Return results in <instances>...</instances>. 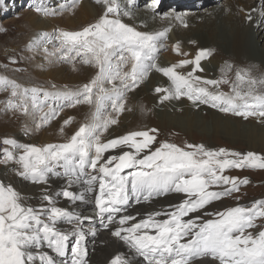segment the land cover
I'll list each match as a JSON object with an SVG mask.
<instances>
[{
  "label": "snow or ice",
  "instance_id": "1",
  "mask_svg": "<svg viewBox=\"0 0 264 264\" xmlns=\"http://www.w3.org/2000/svg\"><path fill=\"white\" fill-rule=\"evenodd\" d=\"M95 2L104 6L98 20L79 31L57 30L58 34L53 37L59 41L57 51L63 60L71 62L80 57L83 64L97 69L96 75L76 92L59 94L70 101L69 107L81 103L93 106L95 111L91 119L81 124L64 143L38 147L4 138L3 144L15 151L5 147L3 163L15 161L20 166L17 174L38 184H46L49 174L61 175L55 172L58 166L63 168L62 174L68 178L69 187L87 176L82 181L87 185V192H93L98 184L95 205L102 220L107 214L105 228L115 221L114 214L122 212L123 206L128 204L129 186L137 202L141 196L148 201L153 196L169 192L185 195L181 203L173 206V211L151 213L147 219L129 227L123 225L135 217L120 216L119 226L111 234L127 244L134 255L128 258L117 254L109 264H133L136 257L141 258L143 264H264V224L257 223L264 220V200H255L250 206L237 204L215 213L204 212V215L213 216L212 219L189 216L205 209L213 201L238 192L240 184L249 183L247 178L240 180L223 175L226 169H264V156L254 152L230 153L223 148L212 151L202 144H187L181 148L166 141L152 150L156 136L150 133H156V129L132 131L102 141L103 133L118 123V119L111 114L104 116L102 109L105 102L111 103L118 116L126 110L127 93L136 89L153 70L162 73L171 82L168 88H155V92L164 93L160 97L161 102L187 97L194 105L210 104L222 112L245 119L256 117L262 122L264 92L259 91L257 86H264V78L257 80L251 75V69H240L231 84V94L221 92L220 85L230 83L226 76L217 80L195 75L204 71L201 61L214 51L204 48L199 49L193 59H182L162 67L157 63L158 52L165 47L162 41L167 39L169 29L155 33L138 31L120 19L121 15L130 16L131 12L122 9L117 0ZM135 2L128 0V6ZM78 3L79 0H72L71 7L75 8ZM36 11L45 16L55 14L40 6L36 7ZM261 16L264 17V11ZM176 19L182 20L180 16ZM248 19H252L251 15ZM184 26L187 27V24ZM47 36L48 33H42L32 43ZM180 49L179 43L173 45L178 55H188ZM188 65H193L191 71H178ZM231 67L226 64V71H230ZM243 85H247V90L242 88ZM9 87L12 97H23L28 91L24 89L20 92V85L0 78V89L6 91ZM36 91L32 89L33 93ZM7 107L28 112L27 105L22 101L13 103L9 99ZM58 114L56 111L43 114L41 123L47 124ZM71 119L65 120L64 124H69ZM40 126L38 124L37 128ZM125 146L130 150L124 151ZM117 148L121 149V154L105 158L104 153ZM229 156L235 158L229 159ZM86 168L97 174L86 173ZM125 169L136 170L122 175ZM228 185L230 187H225ZM57 195L73 201L84 199L82 194L77 196L67 189ZM42 198L51 207L35 209L26 206L22 202L23 197L11 185L0 182V264H57L47 252L35 251L44 243L56 256L66 255L70 234L58 229L56 224L62 219L72 223L73 216L67 210L56 207L51 195L45 193ZM161 215L168 218L155 219ZM75 220L79 225V217ZM92 234L95 235L94 232ZM71 235L76 237L71 246V264H87L84 231L77 226Z\"/></svg>",
  "mask_w": 264,
  "mask_h": 264
},
{
  "label": "bare ground",
  "instance_id": "2",
  "mask_svg": "<svg viewBox=\"0 0 264 264\" xmlns=\"http://www.w3.org/2000/svg\"><path fill=\"white\" fill-rule=\"evenodd\" d=\"M140 2L141 0H136L130 7L127 3L123 6L120 4L122 9L131 12V15L127 16L125 20H123V15H121L123 17L120 19L142 32L155 33L169 29L167 39L162 41L165 45L164 48H167L168 51L162 55L158 54L157 63L160 66L167 67L178 63L182 59H193L198 50L202 48L213 49L212 55L201 61V67L204 71H198L195 75L204 79L217 80L222 76H226L230 83L224 84L225 86L235 82L234 74L240 69H251V75L257 80L264 78V58L254 57L251 52V55L248 52L250 42L258 56L259 54L264 55V17L261 16L264 8L257 12L261 4L264 5V0H230L225 5L211 6L204 11L193 13L184 12L179 5H175L168 9L164 15L152 10V7H161V1L157 3V0H150L147 3L148 8L139 10ZM71 4L72 2L69 4L57 3L56 7L61 6L62 8L58 10L48 9L49 12H55L54 15L29 14L18 27L19 36L14 39L10 38L11 41L3 43V46L0 47V52L3 53L1 60L16 62L20 58L24 64L25 71H21L22 73L18 75V79L15 82H19L21 87L28 90V96L31 99H37L39 91L42 96L50 100H53L55 96L64 98L59 94L76 92L96 75L97 69L83 64L80 57H75L71 62L63 60L61 53L57 51L59 41L53 37L58 34L57 30L79 31L83 27L94 23L104 12V7L101 5L92 7L90 0H79L75 8H72ZM231 13H235L237 16H231ZM249 13H252L249 28L246 31H242L243 15L247 16ZM177 16H180L182 20L176 19ZM218 20L221 22L220 26H217ZM231 20L236 22L237 26L236 28L228 29L227 26L231 23ZM185 24H187V27L184 26ZM218 32H220L221 37H219ZM42 33H48L49 36L41 37L37 43L33 44L34 38ZM176 43L180 44L181 52L188 55H178L173 50V45ZM30 44L32 45L31 47L29 46ZM243 48H246L244 50L249 56L248 59L246 55H243ZM18 55H20L19 58ZM226 64L232 66L230 71H226ZM192 67L193 65H188L178 69V71L187 73L191 71ZM216 75L217 78L215 77ZM170 85L171 82L167 77L153 70L148 78L136 89L127 93L126 101L129 104L125 105L126 110L118 116L117 114L113 116L118 119V123L110 126L108 131L103 133L102 141L117 138L132 131L147 130L150 127H155L163 133L166 131L174 132L170 128L162 126V123L166 122L167 124H174L182 131L188 132L187 134H189L191 129L199 130L200 134L204 136L210 133H221L231 139L233 138V141L235 139L233 135L245 132L244 145L248 152H252V150L258 151L263 147L264 122L260 119L251 116L245 119L230 112H222L210 104L197 103L194 105L187 97H181L180 99L171 98L161 102L160 97L164 93L155 92V88H168ZM105 87L110 88L111 85H105ZM260 87L261 90L262 88L264 89V86L259 85ZM32 89L37 91L33 93ZM219 91L224 92L221 88H219ZM45 93L48 95H45ZM108 102H105V107L102 109L105 117L114 112ZM58 107L59 105L57 104H51L49 108L44 110L45 113L58 112ZM94 111V107L87 104L74 116L69 124H64V121L68 120L67 117L69 115L62 116L58 114L54 119L49 120L50 126L48 128L43 126L37 128L39 120L34 112H30L28 115H20L18 117V125H7L5 123L6 120L0 119V140L3 141L4 138H9L14 139L18 144H31L38 147L47 144L64 143L70 139L81 124L91 119V114ZM155 112L159 113L158 118H155ZM243 120L245 121L243 122ZM66 125L68 128L61 131L62 126ZM123 150L129 151L130 149L125 146ZM119 154H121V149L117 148L104 153V156L106 158ZM18 166L15 161H11L8 164L0 163V182L5 185H11L23 197L22 202L26 206L35 209H41L45 206L51 207L42 198L47 193L53 197L56 207L67 210L73 216L72 223L62 219L56 224L58 229L70 234L68 251L64 257L56 256L47 247L46 243L42 244L40 249L35 250L47 252L53 256L57 264H71V246L76 240V237L71 235V233L77 226L85 234L83 246L87 250V264H109L110 259L117 254L128 258L133 257L134 254L128 245L111 234L119 226L120 216L131 215L135 217L134 220L123 225V227H129L147 219L151 213L173 211V206L178 205L185 198L182 193L169 192L164 195L153 196L148 201H145L143 196H141L139 202H137L135 196L131 195L129 186L130 198L128 204L123 206L122 212L114 214L115 221L109 224L108 228H105L104 223H107V214H104V219L102 220L99 209L95 205V197L99 194L98 184L93 192H87L85 190L87 185L82 182L87 176L81 177L80 182L73 183L70 187L68 178L63 174H49L46 184H38L19 176L17 174ZM61 169L63 173L64 170L63 168ZM135 170L125 169L122 175H128ZM55 172L59 173L58 169H55ZM89 174L94 175L97 173L92 171ZM64 189L75 193L77 196L82 194L84 199L73 201L62 195H57ZM212 190L218 191L221 189L215 188ZM90 203L94 218L88 217V215L85 216L82 212L83 208H88ZM209 205L198 213H190L189 216L194 218L200 215L204 220L209 219L207 215H204V212H213V207ZM76 217H79V225L76 223ZM167 218L164 215L155 217V219ZM188 218L185 217V219ZM93 232L95 235L92 234ZM133 264H143V261L141 258L136 257Z\"/></svg>",
  "mask_w": 264,
  "mask_h": 264
},
{
  "label": "rangeland",
  "instance_id": "3",
  "mask_svg": "<svg viewBox=\"0 0 264 264\" xmlns=\"http://www.w3.org/2000/svg\"><path fill=\"white\" fill-rule=\"evenodd\" d=\"M149 1L150 0H141L139 10H141L142 8H148L147 3ZM228 1L230 0H172V1L159 0L161 7H158V8L152 7V10H154V12L156 13L164 15L166 14V11L168 9L172 8L175 5H179L181 10H184V12L193 13V12H198V11L200 12L201 10L204 11L207 8H210L211 6L225 5L227 4ZM71 2L72 0H0V43H1L0 47L3 46V43L11 41L10 38L14 39L15 37L19 36L18 27L25 21V19L27 18L29 14L31 13L41 14V15L43 14L42 12L36 11L37 6L45 8L47 10L48 9L58 10L62 7L61 6L56 7L57 3L69 4ZM90 2H91L92 7L95 5L103 6L102 4H97L95 0H90ZM117 2L121 4L122 6L125 3L128 4V0H117ZM262 5L263 4H261L259 10L257 9V12L260 11L262 8H264V5L263 6ZM238 11H240V9H238ZM249 15H252V13H249ZM249 15L247 16L245 14L243 15V21L241 25L242 31H246L249 28V22H250V20L248 19ZM231 16H237V14L231 13ZM121 17L123 16H120V18ZM126 18L127 16H124L123 20H125ZM220 25H221V22L220 20H218L217 26H220ZM236 26H237L236 22H233L231 20V23L227 26V28L228 29L234 28V27L236 28ZM218 33H219V37H221L220 32ZM246 36L248 37V35ZM244 49L246 48H243V55H246V58L248 59L249 56ZM167 51H168L167 48L166 49L162 48L159 50L158 54L162 55V54L167 53ZM248 52L249 54L251 52L252 56L254 57L264 58V55L259 54L258 56V54L252 48V45L250 42L248 46ZM19 56L20 55H18V58ZM2 58H3V53L0 52V78H4L8 81L14 80L13 82H15V80L18 79V75L25 71L24 64L21 62L20 58L17 59L16 62L7 61V60H5L6 61L5 62L1 60ZM215 77L217 78V75ZM234 78L236 79L235 74H234ZM15 83L20 85L19 91L23 92L24 88L21 87V84L19 82L18 83L15 82ZM220 88L225 93L231 94V91H232L231 85L225 86L223 84V85H220ZM242 88L244 90H247V85H243ZM257 88L259 91L264 92V89L262 88L261 90V87L259 88V85L257 86ZM11 91L12 90L10 87L6 91L3 89H0V119L6 120L5 123L7 125H10V124L18 125L19 124L18 117L20 115H28L30 112H34L35 115L38 116L39 124L43 127L48 128L50 126V122H48L47 124H42L40 118L43 114H45L44 109L49 108L51 104L59 105L58 113L62 116L69 115L67 118L68 119L72 118L71 120H73L74 116L79 111H81L85 106H87V104L81 103V104H76L74 107H69L68 104L70 103V101L66 100L65 98H59V96H55L53 100H50L47 97L42 96L40 91L38 93L37 99H33V98L31 99V97L28 96L29 94L28 92H26L23 97H19V96L12 97ZM9 99H11L13 103H21L22 101L25 105H27L28 112L24 113L18 109L8 108L7 102ZM108 103L111 104L110 102ZM34 104L36 105L35 107H34ZM127 104L129 103L126 101L125 105ZM111 114L112 116H114L116 113L112 112ZM158 117H159V113H156L155 118H158ZM244 121L245 120H243V122ZM162 126L164 128H170L174 132L166 131L165 133H163L157 130L155 127H150L149 129H147V130H151V129L157 130L156 133H150L156 136V142L152 145V150H154L156 147H159L161 142L166 141L168 143L176 144L177 146L181 148H184L187 144H193V145L202 144L205 146L207 150H212V151H217L223 148V149H226L230 153L232 152L241 153V154L248 153V150L246 149L244 145L245 143L244 140L246 138L245 132H241L237 135H233L235 138L233 141L232 140L233 138L231 139L229 136H226L221 133L219 134L210 133L209 135L204 136L203 134H200L199 130L191 129L189 134H187L188 132L182 131L180 128H178L174 124H169V123L167 124L166 122H163ZM67 128H68L67 125L62 126V129H67ZM140 131H144V130H140ZM5 147H8L9 150H13L11 149V146H5L3 142L0 140V163H3V150ZM186 150L191 151L192 149H186ZM252 152L254 153L258 152L256 154L260 156H264V145L260 150L258 151L252 150ZM16 154L18 155L19 153L17 152ZM228 158L232 159L235 157L229 156ZM10 164L12 165V163ZM61 168L62 167L58 166L56 169H58L59 173L62 174ZM19 169L20 167L18 166L17 172ZM85 172L89 174L92 172V170L90 168H86ZM223 175H226L229 177H237L240 180L247 178L249 183L240 184L239 191L234 193L233 195L225 196L220 200L211 202L209 205L210 207H213V212L211 213H215L217 211H223L230 207H235L237 206V204L242 205V206H250L251 203L255 200H264V169H254V168H248V167L229 168L223 172ZM225 187H230V185L225 186ZM237 197L239 198L238 200H237ZM82 212L85 216L88 215V217H91V218L95 217L94 212L91 209V203L90 205H88V208L87 207L83 208ZM208 218L212 219L214 217L208 216ZM257 223L264 224V220H258ZM86 258H88V256Z\"/></svg>",
  "mask_w": 264,
  "mask_h": 264
}]
</instances>
